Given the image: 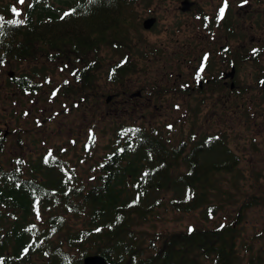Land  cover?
<instances>
[{
  "label": "trees",
  "instance_id": "trees-1",
  "mask_svg": "<svg viewBox=\"0 0 264 264\" xmlns=\"http://www.w3.org/2000/svg\"><path fill=\"white\" fill-rule=\"evenodd\" d=\"M67 3L63 4L67 12L75 11L62 21L54 13L55 5L45 0H30L19 17L12 12V4L1 5L0 68L13 62L30 63L37 57L49 61L48 48L60 47L66 27L74 29L65 34L73 39L80 33L87 54L98 53L107 44L118 48L126 41L124 30L132 26L133 0ZM49 17L51 23L46 21ZM11 20L23 23L8 24ZM89 58L83 61L89 63ZM125 67L121 62L110 67L113 83L119 79L117 73L124 75ZM80 77L86 83L92 81L84 71ZM43 83L50 84L44 68L7 79L9 88L31 96L40 95ZM0 133L3 264H83L89 255H102L109 264H264V250L258 254L242 234L246 211L257 203L254 197L242 203L232 224L223 227L161 233L150 240L142 230L161 210L191 214L205 209L214 220L222 202L231 204L236 199L223 182L230 176L229 185L234 188L240 180L239 166H233L237 158L222 140H191L194 143L188 149L189 143L174 146L159 130L122 126L88 181L78 168L58 158L57 151L47 164V153L21 158L20 163L15 158L6 160L7 137ZM146 171L149 175L144 176Z\"/></svg>",
  "mask_w": 264,
  "mask_h": 264
},
{
  "label": "rangeland",
  "instance_id": "rangeland-1",
  "mask_svg": "<svg viewBox=\"0 0 264 264\" xmlns=\"http://www.w3.org/2000/svg\"><path fill=\"white\" fill-rule=\"evenodd\" d=\"M29 1L20 4L18 0H0V5L12 4L21 12ZM173 1L133 0L134 6L129 10L132 26L128 31L124 30L126 41L118 48L102 45L100 52L89 53V63L77 61L76 57L66 58L72 66L61 72L64 62L50 64L43 57H37L30 63L13 62L0 68V130L7 137L8 148L5 159L29 160L44 153L48 156L49 151H57L58 158L78 168L80 176L89 181V178H94L100 158L108 151V146L115 140L117 130L122 126L159 130L163 138L174 146L189 143L188 149L194 143L191 140L199 141L207 134H219L240 159L239 182L236 180L234 188L229 185L230 176L223 182L224 189H230L236 199L231 204L222 202V209L214 220L206 216L205 209L191 214L161 210L152 216L142 230L149 233L146 238L150 240L161 233H180L189 228L194 230L232 224L242 203L254 197L257 203L246 211L242 234L247 245H253L259 254L260 250H264V92L257 91L254 81L264 76V57L256 60L259 72L256 76L249 67L244 68V85L252 84L253 87L244 91L241 106L227 107L224 124L218 117L213 118L212 114L209 120L198 119L191 123L177 121L179 115L172 108L170 91L156 98L155 104L163 105L160 111L153 107L149 110L148 106H142L138 100L132 106L114 97L122 90L130 88L137 91L142 86V72L137 70L142 59V35L148 38L149 44L165 36L142 33V20L159 9L157 4H176ZM201 1L210 4V0ZM158 12L155 10V13ZM262 17L260 13L259 18ZM160 18L159 29L163 30L167 13L163 11ZM118 62L133 69L113 83L109 78L110 67ZM90 63L93 68L88 74L93 79L85 83L79 79L77 71L86 69ZM34 68H44L52 85L43 83L39 96L21 94L15 88L8 87L7 79L12 74L21 75ZM74 72L76 75H73ZM54 91L55 96L52 95ZM109 96L113 97L110 102L107 101ZM194 112H199L197 107ZM90 130L95 137L94 143L89 140Z\"/></svg>",
  "mask_w": 264,
  "mask_h": 264
},
{
  "label": "flooded vegetation",
  "instance_id": "flooded-vegetation-1",
  "mask_svg": "<svg viewBox=\"0 0 264 264\" xmlns=\"http://www.w3.org/2000/svg\"><path fill=\"white\" fill-rule=\"evenodd\" d=\"M184 1L186 0H174L176 4H157L159 9L155 10L160 12L155 13L154 10L142 20V33L165 36H159L154 44H149L148 38L142 35V59L137 68L142 72V86L137 91L129 88L113 96L121 99L125 104L133 106L138 100L142 102V106H148L149 110L153 107L160 111L163 105H156V98L161 97V93L166 94L170 91L172 108L179 115L177 121L191 123L198 119L209 120L212 114L213 118L218 117V120L224 124L227 107L241 106L244 91L253 87L252 84L244 85V68L249 67L255 76L259 73L256 60L264 57V0H247L246 4H243L242 0H228L229 7L224 18L219 21L218 10L224 0L217 2L210 0V4H203L201 0H188L193 4H182ZM67 2L74 4L76 0H45V4L55 5L54 13L61 17L67 12V8L63 5L68 4ZM47 6L49 8V5ZM163 11L167 13V19L166 27L162 30L159 29V24ZM260 13L262 18H259ZM152 19L155 21L153 26L149 29L145 28L144 23ZM52 20L49 17L46 21L51 23ZM59 20L64 19L59 18ZM73 30L70 27L65 28L58 49L48 48L52 59L50 58L46 63L64 62L61 72L72 66L66 58L76 57L77 61L81 62L83 57L89 55L84 50L79 32L74 39L65 35ZM253 49L260 51L254 55ZM205 54L208 55V61L198 80L196 73L201 67ZM83 63L88 62L83 61ZM92 68V64H88L86 69L78 70L79 79L82 80L80 77L82 71L90 74ZM123 70L124 75L117 73L118 78L124 77L130 71L127 66ZM251 76L253 82V75ZM261 81H264L263 75L254 81L259 93L264 92V83ZM158 85L164 87L158 88ZM48 86H52L51 83ZM135 94L139 96L134 97ZM195 107L199 112H194ZM203 138L212 141L222 140L219 134H207ZM229 150L237 158L233 166H239V157L230 148Z\"/></svg>",
  "mask_w": 264,
  "mask_h": 264
},
{
  "label": "snow or ice",
  "instance_id": "snow-or-ice-1",
  "mask_svg": "<svg viewBox=\"0 0 264 264\" xmlns=\"http://www.w3.org/2000/svg\"><path fill=\"white\" fill-rule=\"evenodd\" d=\"M18 2L20 4H23V3H25V0H18ZM96 2H97V0H89V3H96ZM242 2H243V4H246L247 3V0H242ZM228 7H229L228 0H224V3L222 4V6L218 10V15H217V20L218 21L224 18L225 12L228 9ZM74 11L75 10H72L70 12H65L64 15L61 17V19H64L65 17L71 15ZM12 12L14 13L15 16H17V17L20 16V12L15 7L12 8ZM205 19H207V18H205ZM7 23L8 24H12V25H18L20 23H23V21H21V20H11V21H7ZM205 26H207V25H205ZM3 28H4V18L2 16H0V35H3ZM259 51H260L259 49H253V54L254 55L255 54H258ZM207 61H208V55L205 54V56L203 57L202 63H201V67L198 69V71L196 73V78L198 80H199V78H201V73L204 71V68H205V65H206V62ZM2 62L3 61L0 60V63H2ZM73 75H76V73L74 72ZM109 78H111V74H110V77ZM66 83H67V81H66ZM261 83H264V81H261ZM52 95L55 96L56 95V92L54 91L52 93ZM25 115H27V113H25ZM169 127L171 128V125H169ZM89 140L91 142H93V143L95 142V137L91 133V130H90V134H89ZM51 156H52V153H51V151H49L48 156L45 157V163L46 164L49 163V157H51ZM17 163H20V161H17ZM143 175L144 176H147V175H149V173L146 171ZM69 179H71V177H69ZM138 201H139V195L137 196V200L134 201L133 203L135 204ZM38 203H39V201L37 200L36 201V204L38 205ZM129 206H132V205H129ZM37 218L38 219L40 218L38 208H37ZM33 227H35V226L33 225ZM221 227H223V226H221ZM96 231H100V229H97ZM191 231H193V229L192 228H189V232H191ZM24 251H25V253H27L28 248H25ZM0 264H3V261L2 260H0Z\"/></svg>",
  "mask_w": 264,
  "mask_h": 264
},
{
  "label": "water",
  "instance_id": "water-1",
  "mask_svg": "<svg viewBox=\"0 0 264 264\" xmlns=\"http://www.w3.org/2000/svg\"><path fill=\"white\" fill-rule=\"evenodd\" d=\"M182 4H193V3H191L188 0H186ZM154 22L155 21L153 19L152 20H147L144 23L145 28H147V29L151 28L153 26ZM138 96H139V94H135L134 95V97H138ZM111 99H112V97H108L107 101L110 102ZM83 264H109V262L102 255H89V256H86L83 259Z\"/></svg>",
  "mask_w": 264,
  "mask_h": 264
}]
</instances>
